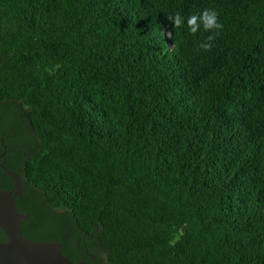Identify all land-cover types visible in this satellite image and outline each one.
I'll list each match as a JSON object with an SVG mask.
<instances>
[{"label": "trees", "instance_id": "16d2710c", "mask_svg": "<svg viewBox=\"0 0 264 264\" xmlns=\"http://www.w3.org/2000/svg\"><path fill=\"white\" fill-rule=\"evenodd\" d=\"M5 146L23 236L74 263L264 264V0H0Z\"/></svg>", "mask_w": 264, "mask_h": 264}, {"label": "water", "instance_id": "95a60500", "mask_svg": "<svg viewBox=\"0 0 264 264\" xmlns=\"http://www.w3.org/2000/svg\"><path fill=\"white\" fill-rule=\"evenodd\" d=\"M0 167L14 181V189H0V229L7 237V241L0 242V264H84L64 256L59 243L32 242L23 236L21 223L29 215L20 213L16 206V199L23 193L22 179L1 163Z\"/></svg>", "mask_w": 264, "mask_h": 264}, {"label": "clouds", "instance_id": "9594fccd", "mask_svg": "<svg viewBox=\"0 0 264 264\" xmlns=\"http://www.w3.org/2000/svg\"><path fill=\"white\" fill-rule=\"evenodd\" d=\"M168 19L172 21L174 27H180L183 23V17L179 13L175 16H169ZM201 24L205 31L220 30L223 27L222 23L219 22V13L215 9H204L202 12L192 14L187 18V25L192 34L199 31ZM211 46L207 42L201 44V48L205 50L210 49Z\"/></svg>", "mask_w": 264, "mask_h": 264}, {"label": "flooded vegetation", "instance_id": "af4514ba", "mask_svg": "<svg viewBox=\"0 0 264 264\" xmlns=\"http://www.w3.org/2000/svg\"><path fill=\"white\" fill-rule=\"evenodd\" d=\"M17 124H19V123H17ZM23 125H24V121L22 120L21 123L19 124V127H20V128H23ZM16 126H18V125H16ZM16 126H15V127H16ZM15 135H16V132H15ZM1 140L3 141V138H1ZM5 147H6V146H5ZM5 147H4V150H5ZM6 152H7V147H6ZM6 152H5V153H6ZM24 152H25V150H24ZM18 153H19V152H18ZM3 156H4V155H3ZM3 156H2V157H3ZM2 157H1V158H2ZM1 158H0V159H1ZM86 252H87V251H86ZM91 256H94L95 258H92ZM88 257L92 260V264H101L100 260H99L95 255L88 254ZM84 264H85V263H84Z\"/></svg>", "mask_w": 264, "mask_h": 264}, {"label": "rangeland", "instance_id": "374dc122", "mask_svg": "<svg viewBox=\"0 0 264 264\" xmlns=\"http://www.w3.org/2000/svg\"><path fill=\"white\" fill-rule=\"evenodd\" d=\"M15 130H16V134L19 133V134H18V137L21 139V142H24L25 139H26V138H25L26 135H25L24 132L22 133V130L20 129L19 125L15 127Z\"/></svg>", "mask_w": 264, "mask_h": 264}]
</instances>
